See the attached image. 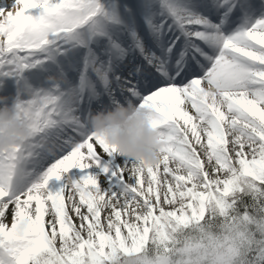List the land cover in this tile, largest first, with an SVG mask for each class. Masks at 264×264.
<instances>
[{
    "label": "snow or ice",
    "instance_id": "snow-or-ice-1",
    "mask_svg": "<svg viewBox=\"0 0 264 264\" xmlns=\"http://www.w3.org/2000/svg\"><path fill=\"white\" fill-rule=\"evenodd\" d=\"M9 87L0 264H264V0L0 2ZM126 104L154 168L88 131Z\"/></svg>",
    "mask_w": 264,
    "mask_h": 264
},
{
    "label": "clouds",
    "instance_id": "clouds-1",
    "mask_svg": "<svg viewBox=\"0 0 264 264\" xmlns=\"http://www.w3.org/2000/svg\"><path fill=\"white\" fill-rule=\"evenodd\" d=\"M7 100L8 97L0 96V152L19 144L28 135V129L15 116V101L9 106ZM86 123L88 131L114 147L120 157L137 162V171L160 163L161 141L145 110L131 104L115 105L90 113ZM125 264H135L134 258Z\"/></svg>",
    "mask_w": 264,
    "mask_h": 264
},
{
    "label": "bare ground",
    "instance_id": "bare-ground-1",
    "mask_svg": "<svg viewBox=\"0 0 264 264\" xmlns=\"http://www.w3.org/2000/svg\"><path fill=\"white\" fill-rule=\"evenodd\" d=\"M11 2V0H0V2H3V3H8V2ZM0 96H3V97H8V100H7V104L9 106H11L12 104V99H11V96H12V89L11 88H8L6 91H0ZM188 110L190 108V105L187 106ZM97 151H99V149L97 148ZM9 219H10V216H9ZM78 222V221H77Z\"/></svg>",
    "mask_w": 264,
    "mask_h": 264
},
{
    "label": "rangeland",
    "instance_id": "rangeland-1",
    "mask_svg": "<svg viewBox=\"0 0 264 264\" xmlns=\"http://www.w3.org/2000/svg\"><path fill=\"white\" fill-rule=\"evenodd\" d=\"M7 1V0H6ZM8 3H10V1L8 2ZM10 88V87H9ZM189 111H191V109L189 108ZM10 220V219H9ZM78 223V222H77Z\"/></svg>",
    "mask_w": 264,
    "mask_h": 264
}]
</instances>
